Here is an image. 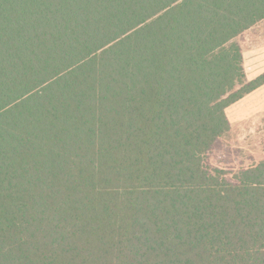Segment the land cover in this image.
<instances>
[{
	"label": "trees",
	"instance_id": "16d2710c",
	"mask_svg": "<svg viewBox=\"0 0 264 264\" xmlns=\"http://www.w3.org/2000/svg\"><path fill=\"white\" fill-rule=\"evenodd\" d=\"M263 21L264 0H0V264H264V158L208 159L264 85L235 41Z\"/></svg>",
	"mask_w": 264,
	"mask_h": 264
},
{
	"label": "crops",
	"instance_id": "0c3cea01",
	"mask_svg": "<svg viewBox=\"0 0 264 264\" xmlns=\"http://www.w3.org/2000/svg\"><path fill=\"white\" fill-rule=\"evenodd\" d=\"M254 32L258 41H249L243 49L239 40L243 58V69L247 81L264 73V21L245 33ZM244 33V34H245ZM226 116L232 128L260 123L264 117V85L246 95L226 109Z\"/></svg>",
	"mask_w": 264,
	"mask_h": 264
},
{
	"label": "rangeland",
	"instance_id": "374dc122",
	"mask_svg": "<svg viewBox=\"0 0 264 264\" xmlns=\"http://www.w3.org/2000/svg\"><path fill=\"white\" fill-rule=\"evenodd\" d=\"M237 40H239V42ZM235 41L243 45V49H248L246 48V44H248L249 41H258V35L254 32L247 34L243 33L241 36L237 37ZM237 129L238 132L236 131V133L231 136L233 138L230 137L226 139V135L223 141L216 145L214 150L208 155L209 162L213 166L226 170L238 169L240 168L239 162L241 161L246 162L245 165L254 162L250 159L252 154L257 156V158H264V117L261 119L260 123L257 122L253 125L239 126ZM245 149L250 150L252 153L247 155Z\"/></svg>",
	"mask_w": 264,
	"mask_h": 264
}]
</instances>
